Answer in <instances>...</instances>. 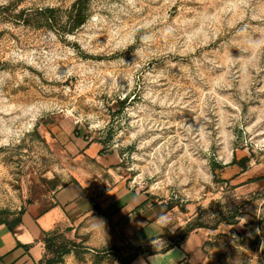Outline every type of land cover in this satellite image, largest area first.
Segmentation results:
<instances>
[{
	"label": "rangeland",
	"instance_id": "obj_1",
	"mask_svg": "<svg viewBox=\"0 0 264 264\" xmlns=\"http://www.w3.org/2000/svg\"><path fill=\"white\" fill-rule=\"evenodd\" d=\"M75 1L0 0V219L100 171L79 155L99 143L111 184L187 222L136 247L98 209L51 236L43 264H134L197 228L203 264H264V0H90L69 32Z\"/></svg>",
	"mask_w": 264,
	"mask_h": 264
},
{
	"label": "crops",
	"instance_id": "obj_2",
	"mask_svg": "<svg viewBox=\"0 0 264 264\" xmlns=\"http://www.w3.org/2000/svg\"><path fill=\"white\" fill-rule=\"evenodd\" d=\"M79 155L85 163L99 164L100 171L77 170L74 179L59 188L53 203L39 210L31 205L21 214L14 231L0 224V264H43L46 241L55 234L74 231L78 224L101 210L124 239L136 247L159 244L183 223L176 212L164 203H153L149 196L116 179L115 155L101 153L99 143L80 146ZM92 166V165H90ZM189 220V219H188ZM202 228L191 230L180 244L142 254L134 264H203L207 262L205 244L210 239Z\"/></svg>",
	"mask_w": 264,
	"mask_h": 264
},
{
	"label": "trees",
	"instance_id": "obj_3",
	"mask_svg": "<svg viewBox=\"0 0 264 264\" xmlns=\"http://www.w3.org/2000/svg\"><path fill=\"white\" fill-rule=\"evenodd\" d=\"M89 4H90V0H76L74 2V4L71 6V8L66 11L67 19L69 22V26H68L67 30L69 32L75 31L76 29L81 27L88 20V18L90 16ZM37 14L39 15L40 19L42 20V22L44 24L43 26L49 27V28H54V27L59 25V21L57 19V10L56 9H54V8L40 9L37 11ZM100 152L102 153L103 149ZM23 212H24V210L21 211V214ZM21 214L17 218H15L11 221L8 219H0V224H5V225H7V227H9V229L14 231L15 228L21 222V218H20ZM191 230H189V231H191ZM186 236H187V234L185 236H183L175 244H177V245L180 244V242L182 240H184ZM50 238L47 239V241H46L47 246L51 242ZM48 264H50V262Z\"/></svg>",
	"mask_w": 264,
	"mask_h": 264
},
{
	"label": "built area",
	"instance_id": "obj_4",
	"mask_svg": "<svg viewBox=\"0 0 264 264\" xmlns=\"http://www.w3.org/2000/svg\"><path fill=\"white\" fill-rule=\"evenodd\" d=\"M255 151L264 158V140L258 141L256 143Z\"/></svg>",
	"mask_w": 264,
	"mask_h": 264
},
{
	"label": "clouds",
	"instance_id": "obj_5",
	"mask_svg": "<svg viewBox=\"0 0 264 264\" xmlns=\"http://www.w3.org/2000/svg\"><path fill=\"white\" fill-rule=\"evenodd\" d=\"M262 247H264V243H262V245H261Z\"/></svg>",
	"mask_w": 264,
	"mask_h": 264
}]
</instances>
